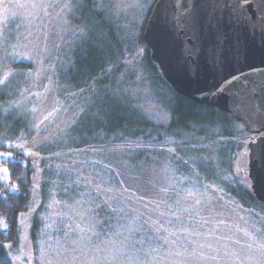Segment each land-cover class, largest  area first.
I'll return each mask as SVG.
<instances>
[{
    "label": "rangeland",
    "instance_id": "1",
    "mask_svg": "<svg viewBox=\"0 0 264 264\" xmlns=\"http://www.w3.org/2000/svg\"><path fill=\"white\" fill-rule=\"evenodd\" d=\"M156 2L0 0V145L21 152L33 169L11 264H264V205L229 204L217 186L204 193L183 187L170 168V135L157 144L107 146L113 137L103 128L119 122L114 113L124 118L126 139L143 121L166 129L171 110L175 130L181 123L219 128L218 113L195 109L165 84L157 65L163 80L152 70L143 33ZM107 25L126 49L116 80L108 78L110 89L94 83L78 90L81 63L91 67L95 52L108 50ZM243 131L226 141L230 178L251 192L247 143L254 136ZM157 145L168 152L144 153V162H155L141 175L119 153ZM14 157L0 150L1 181L8 179L1 161Z\"/></svg>",
    "mask_w": 264,
    "mask_h": 264
},
{
    "label": "water",
    "instance_id": "2",
    "mask_svg": "<svg viewBox=\"0 0 264 264\" xmlns=\"http://www.w3.org/2000/svg\"><path fill=\"white\" fill-rule=\"evenodd\" d=\"M143 38L176 93L259 135L247 176L264 203V0H157Z\"/></svg>",
    "mask_w": 264,
    "mask_h": 264
},
{
    "label": "trees",
    "instance_id": "3",
    "mask_svg": "<svg viewBox=\"0 0 264 264\" xmlns=\"http://www.w3.org/2000/svg\"><path fill=\"white\" fill-rule=\"evenodd\" d=\"M106 33L109 41L108 50L102 51L101 49H98L94 54L95 58L91 67H89L90 65L84 66L81 63L82 75L73 80V84L80 82L77 88L78 90L84 89L88 84L95 87L94 83L98 85L99 89L105 84H109V89L113 86V84H110L109 79L111 80L117 77V68L120 67L117 64H119L120 60L124 58L126 49L123 42L117 38L118 36H116L115 30H113L111 25H107ZM145 62L147 65L151 63L150 59L147 57L145 58ZM155 66L156 64L152 66V70L156 74L158 66ZM111 67L114 68V71L113 73L110 72L108 74ZM158 75L160 79L159 72ZM105 78H107V80H105ZM163 79L161 78V80ZM164 82L174 93H176L165 79ZM104 94V99H106L109 94L108 92H104ZM176 94L183 101L192 105V107L197 110L204 108L205 110L218 113L220 115L218 130H204L199 127L197 128L195 125V130H192L193 126L188 127V125L183 123L179 126L175 125V128H179L175 130L174 117L176 116V113L171 110L170 125L166 129L159 130L146 121H143V126L126 131V134L129 135V138L126 139L123 135L125 132H123L122 129V120L124 118L114 113L115 119L119 120V122L117 124L114 123V126L108 125V127L103 128V130L113 137L107 146L114 145L116 147L118 144H135L139 143L141 140H151L152 143L157 144L162 143V140L164 141L165 137H167L166 135H170V138L173 139V141L170 142L173 143L172 146L175 147L174 151L176 152L173 153V158L170 161V168L173 171V175L182 180L184 183L183 187L195 186L200 188L204 193L205 190H209L212 186H217L220 187L223 192L220 195H223L229 204L236 205L237 203H241L251 206L253 203H258L263 206L264 203L259 202L252 192L241 187V184L238 182L239 180L230 178V173H232V160L230 157L231 146L229 145L230 143H226V141L228 139L230 141L232 140L233 136L236 135L234 132H244V126L230 114L224 113L214 107L196 104L178 93ZM104 99H101L102 102H98L97 105L101 107ZM143 127L144 129H142ZM146 128H151V130H147ZM216 142H218L217 144H219V146L217 149L212 148ZM197 145H200V147ZM133 148L122 147L120 152L115 150L114 153L119 152L125 155V157L128 156L127 160H129L131 167L139 175L143 174L145 169L151 168L155 162V159L144 162V153H153L154 155H157L160 150L163 151V153L168 152V150H164L159 146L158 151L157 149H148V147L145 149L137 147ZM0 150H10L15 155L13 159L1 161V166L7 169L8 179L6 181L0 180V264H11L8 253L18 237L19 218L29 207L33 169L29 159H27L21 152H15L12 148L5 145H0ZM140 163H142L143 167L140 166ZM212 198L215 199L214 194ZM215 201L217 202L218 199H215ZM117 207L118 206H116L115 203L113 212H119V209H116ZM116 215L117 214L113 215L114 223H116L117 220ZM144 227L146 226L144 225ZM145 229L149 232L150 236L152 231L147 228ZM153 240L155 241L153 238L147 239L146 243L152 244Z\"/></svg>",
    "mask_w": 264,
    "mask_h": 264
},
{
    "label": "flooded vegetation",
    "instance_id": "4",
    "mask_svg": "<svg viewBox=\"0 0 264 264\" xmlns=\"http://www.w3.org/2000/svg\"><path fill=\"white\" fill-rule=\"evenodd\" d=\"M252 136H254V139H253V141H255L256 140V138L259 136V135H252ZM247 150H248V148H247ZM247 155H248V152H247ZM247 174H248V162H247ZM248 177V176H247ZM249 180V179H248ZM249 182H250V180H249ZM250 186H251V182H250ZM251 192H252V189H251ZM253 193V192H252Z\"/></svg>",
    "mask_w": 264,
    "mask_h": 264
},
{
    "label": "snow or ice",
    "instance_id": "5",
    "mask_svg": "<svg viewBox=\"0 0 264 264\" xmlns=\"http://www.w3.org/2000/svg\"><path fill=\"white\" fill-rule=\"evenodd\" d=\"M240 2L243 4V3H245L246 2V0H240ZM191 194V193H190Z\"/></svg>",
    "mask_w": 264,
    "mask_h": 264
}]
</instances>
